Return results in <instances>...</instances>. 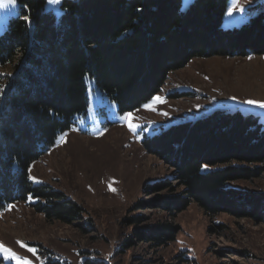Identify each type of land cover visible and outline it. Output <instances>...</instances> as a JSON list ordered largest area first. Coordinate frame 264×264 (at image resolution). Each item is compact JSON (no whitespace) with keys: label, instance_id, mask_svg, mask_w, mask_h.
Wrapping results in <instances>:
<instances>
[{"label":"trees","instance_id":"1","mask_svg":"<svg viewBox=\"0 0 264 264\" xmlns=\"http://www.w3.org/2000/svg\"><path fill=\"white\" fill-rule=\"evenodd\" d=\"M180 3L62 0L58 18L46 0H16L17 15L0 34V67L11 68L0 95V210L31 199L29 207L47 220L84 229V208L48 185L31 183L28 170L85 112L87 77L125 114L150 100L170 72L193 58L264 55V10L223 29L227 0H193L183 11ZM141 145L174 170L152 183L169 193L158 207L170 217L196 203L208 217L228 214L264 223V191L228 185L258 178L264 170V125L257 116L215 109L161 126L144 135ZM206 165L215 168L204 170ZM178 187L181 192L174 194ZM136 216L129 222L140 223ZM177 232L171 223L151 224L122 246L129 249L134 239L169 244Z\"/></svg>","mask_w":264,"mask_h":264},{"label":"rangeland","instance_id":"2","mask_svg":"<svg viewBox=\"0 0 264 264\" xmlns=\"http://www.w3.org/2000/svg\"><path fill=\"white\" fill-rule=\"evenodd\" d=\"M192 1L181 0L180 9ZM61 2L46 0L45 7L59 18ZM229 6L227 0L223 29L239 27L264 10V0H239L242 10L232 15H227ZM16 15V3L0 7V34ZM10 73L9 66L0 67V95L3 78ZM86 83L85 112L28 170L31 183L48 185L84 208L80 221L86 223L84 229L47 220L29 207L31 199L9 204L0 210V264H83L85 259L106 264H264V223L228 214L208 217L196 203L176 217L159 208L161 198L169 193L152 183L168 178L174 170L141 145L144 135L156 133L161 126L215 109L252 114L264 125V108L244 103L264 102V55L193 58L170 72L150 100L125 114L97 90L93 80L87 77ZM228 185L264 191V170L258 178ZM181 190L178 187L173 193ZM136 215L141 222H129ZM162 222L178 227L173 242L155 246L134 239L129 249L122 246L136 231Z\"/></svg>","mask_w":264,"mask_h":264},{"label":"snow or ice","instance_id":"3","mask_svg":"<svg viewBox=\"0 0 264 264\" xmlns=\"http://www.w3.org/2000/svg\"><path fill=\"white\" fill-rule=\"evenodd\" d=\"M47 2L48 4H58L60 3V0H47ZM15 3H16V0H0V7H4L6 4L15 5ZM241 10L242 8L239 6V0H230V6L227 9V15H232L233 11H241ZM23 19L26 22L29 21V18L27 16H24ZM153 100L157 101V100H160V98L154 97ZM244 103H247L249 105H256V106L264 108V102L248 100V101H245ZM127 115H130V114H126V116ZM0 248H3V246L0 245ZM5 251H10V250L5 249ZM29 251H34V250L29 249ZM13 258H15L14 254H13Z\"/></svg>","mask_w":264,"mask_h":264}]
</instances>
